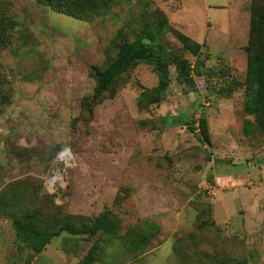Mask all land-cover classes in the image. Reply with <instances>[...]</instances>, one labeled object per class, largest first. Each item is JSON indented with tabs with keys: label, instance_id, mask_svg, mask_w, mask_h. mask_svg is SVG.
<instances>
[{
	"label": "rangeland",
	"instance_id": "obj_1",
	"mask_svg": "<svg viewBox=\"0 0 264 264\" xmlns=\"http://www.w3.org/2000/svg\"><path fill=\"white\" fill-rule=\"evenodd\" d=\"M156 10L159 0H114L77 19L0 0L15 24L0 50V264H264V138L244 132L255 122L243 111L248 44L203 47L188 82L173 59L197 57L165 30L161 59L135 63L91 103L94 71L144 26L156 30ZM103 213L109 235L63 232L39 254L13 226L28 214L49 230Z\"/></svg>",
	"mask_w": 264,
	"mask_h": 264
},
{
	"label": "trees",
	"instance_id": "obj_2",
	"mask_svg": "<svg viewBox=\"0 0 264 264\" xmlns=\"http://www.w3.org/2000/svg\"><path fill=\"white\" fill-rule=\"evenodd\" d=\"M2 1V0H1ZM38 4L52 8L53 10L77 19H87L92 15L109 9L114 0H35ZM258 0H252L250 5L251 21L249 30L247 71L243 83L245 96L243 102V111L245 114L254 115L255 122H246L244 132L252 135L261 134L264 138V44L261 43L257 47L255 41L251 42V33L254 31L253 13L254 9L259 10L260 4H256ZM0 12V50L6 47L11 31L15 24L13 21ZM155 20L156 30L152 27L144 26L142 30L131 40H124L118 46L115 58L103 69L94 71L96 78V86L91 97V103L96 102L105 92L108 91L111 83L119 76L125 74L137 62H149L161 59L162 55L167 51L166 45L159 39L166 31L175 32L181 40L182 49L190 51L197 57L194 64L188 59L178 55L179 59H173L176 63L180 75L184 76L185 81H192L190 70H194L196 74H201V66L203 59L200 58V52L203 44L194 41L187 35L175 29L168 21L165 13L156 10ZM255 29L264 31V20L262 24H255ZM259 44V43H258ZM174 58V56H173ZM193 65V67H191ZM162 67V65H158ZM166 75H162V86L167 85L164 80ZM238 87L235 83L221 88L220 94L231 96ZM251 125V126H250ZM251 129V131H250ZM194 130V129H193ZM205 224V223H204ZM18 240L26 249L33 254H39L46 249V246L54 238L63 232H69L77 235H88L90 237L100 232L110 234L112 225L110 224L107 213H103L95 218L89 224H75L72 221H66L62 225L49 229L41 230L37 226L34 215L28 214L20 219L13 221ZM86 262L91 263L93 256L88 254L85 258ZM214 264H242L238 261H217Z\"/></svg>",
	"mask_w": 264,
	"mask_h": 264
},
{
	"label": "crops",
	"instance_id": "obj_3",
	"mask_svg": "<svg viewBox=\"0 0 264 264\" xmlns=\"http://www.w3.org/2000/svg\"><path fill=\"white\" fill-rule=\"evenodd\" d=\"M252 0H159L169 23L210 51L248 44ZM250 117V116H248Z\"/></svg>",
	"mask_w": 264,
	"mask_h": 264
},
{
	"label": "bare ground",
	"instance_id": "obj_4",
	"mask_svg": "<svg viewBox=\"0 0 264 264\" xmlns=\"http://www.w3.org/2000/svg\"><path fill=\"white\" fill-rule=\"evenodd\" d=\"M63 156H64L65 160H69L70 159V154L67 151L63 153Z\"/></svg>",
	"mask_w": 264,
	"mask_h": 264
},
{
	"label": "built area",
	"instance_id": "obj_5",
	"mask_svg": "<svg viewBox=\"0 0 264 264\" xmlns=\"http://www.w3.org/2000/svg\"><path fill=\"white\" fill-rule=\"evenodd\" d=\"M192 67V66H191Z\"/></svg>",
	"mask_w": 264,
	"mask_h": 264
}]
</instances>
